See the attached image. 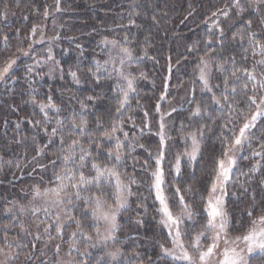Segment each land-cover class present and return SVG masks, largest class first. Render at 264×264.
I'll return each instance as SVG.
<instances>
[{"label": "trees", "instance_id": "1", "mask_svg": "<svg viewBox=\"0 0 264 264\" xmlns=\"http://www.w3.org/2000/svg\"><path fill=\"white\" fill-rule=\"evenodd\" d=\"M262 20L264 0H239L238 6L235 0H0V66L16 59L0 80V252L4 255L0 261L178 264L161 250V245L169 243L159 224V208L151 186L156 159L163 151L164 192L170 208L178 211L183 196L192 212V218L185 220L186 228L191 233L202 229L205 199L216 164L223 156L222 142L225 138L233 140L256 109L255 105L249 106L248 98L264 95L258 84L264 81V67L257 63L264 57L253 55L249 44L253 33L264 43ZM236 33L240 35L233 39ZM105 40L115 41L121 55L114 57ZM122 48L129 50L130 58ZM202 58L208 64L212 92L203 89L199 80ZM241 68L255 69L257 81H248L242 72L232 75L234 69ZM117 70L133 79L135 89L128 92L123 107L120 102L127 83ZM213 93L221 99L220 105L213 102ZM223 96L228 99L225 101ZM49 103L56 107L41 111L40 105ZM197 105L201 115L192 116ZM81 119L86 121L84 129L73 128L72 121L79 123ZM161 123L163 147L158 135ZM113 127L117 130L110 138L105 137L103 133L111 132ZM190 133H196L199 143L194 160L188 155L193 147ZM73 140L79 143L73 159L65 164L63 156ZM262 145L264 117H259L227 188L233 231L248 228L250 219L264 214ZM82 149L91 155H86L80 167ZM93 163L114 167L132 193L127 196L115 239L110 242L119 250L115 259L107 248L70 234L76 228L88 234L96 230L97 222L91 215L93 202L83 199L99 191L95 185L91 187L96 191H82L80 200L69 186L65 203L49 206L50 213H41V209L22 216L19 210L22 205L30 209L36 204L32 202L34 186H55L56 176L64 175L67 169L77 177L83 172L91 179L96 175ZM64 182L69 184L68 180ZM102 184L103 197L112 198V184ZM253 208L254 216L250 218L247 213ZM57 215L60 225L62 217L68 220L59 233ZM40 216L42 224L36 229ZM52 218L55 222L51 223ZM71 241L73 247L69 248ZM252 260L253 264H264V255Z\"/></svg>", "mask_w": 264, "mask_h": 264}, {"label": "snow or ice", "instance_id": "2", "mask_svg": "<svg viewBox=\"0 0 264 264\" xmlns=\"http://www.w3.org/2000/svg\"><path fill=\"white\" fill-rule=\"evenodd\" d=\"M59 3V0H57ZM235 4L239 5V0H235ZM243 11V9H241ZM6 11L4 15H6ZM47 15V12H45ZM223 15L227 16L228 13L224 12ZM264 23V20L261 21ZM248 25H251V21H247ZM36 29L33 28L32 32L35 34ZM221 34L223 31L221 30ZM237 35L240 33H236L233 36V39L236 38ZM241 40L244 37L240 36ZM5 41H7V36L4 37ZM105 44H111L113 47L116 46L115 41H104ZM249 44L250 47L253 48V55L259 54L260 56L264 57V43H261L259 40L255 38V33L251 34L249 37ZM258 49V52H257ZM19 51L23 52L24 55H28L26 51L20 49ZM50 51V50H49ZM121 51L127 56L131 57V53L127 48H122ZM247 51V49H245ZM52 59L51 55L48 57ZM110 61H106L105 63H109ZM16 63L15 59H11L7 62L6 66L3 69H0V80L4 79V77L9 73L12 69L13 65ZM260 66L264 67V59H261L257 62ZM121 66L124 64V60H120ZM201 65L198 66L199 68V80L203 83V89H206L208 92H212V88L209 86L208 82V75H207V67L208 64L203 58L201 59ZM221 70H223V66H221ZM31 71V68L29 69ZM97 71H99V64H97ZM119 71V74L123 80L127 83V91L123 93V99L121 100L120 104L123 107L124 103L127 102L128 99V92L135 91L133 86V79H130L128 76L124 75L123 71ZM237 72H242L245 74L246 79L248 81H257V77L255 75V69L249 70L247 68L241 69H234L232 75L235 77ZM73 78H76V73H71ZM264 75V73H262ZM239 78V77H237ZM259 88L264 90V81H259ZM228 81L227 78L225 79V88L227 90ZM248 87L247 84L244 85L246 89ZM255 90V88H254ZM232 92H235V88H232ZM164 97L162 96L161 99ZM89 99H92L89 97ZM223 99L226 101L228 99L227 96H223ZM249 99V106L255 105L256 112L247 119L243 126L239 130V135H235L233 140L228 141L227 138L222 142L224 144V151L222 153L223 158L218 161V171L216 173L214 182L211 185V190L209 192V196L206 202L205 212L208 217L207 224L205 225V231H202L194 236L191 239L190 243L185 244L184 242V235L182 233L180 225L184 222L180 215H174L172 209L169 207L168 200L164 195V174L161 168V161L164 158L163 151L160 152L159 157L156 159V170L152 173L154 178L153 188L155 189L156 200L159 202V209L158 211L161 214L160 223L164 225L165 228L169 230V236L171 237V243L173 247L171 249L164 247L161 245V250L163 253L172 258L174 262H178V264H212L213 257L217 256V249L220 248V243L223 241L225 247L220 251L219 256L216 260V264H249V260L252 254L257 255H264V214L254 216L255 209H251L248 211V217L250 219V225L246 230L245 234L241 236H236L234 239H229L228 228L230 226L229 220L227 217V213L224 208V196L227 194L225 185L231 178V173L236 165V159L234 155H230L233 153L234 150L241 146L243 141L247 139L246 132L251 127L255 126V122L259 117H264V96H260L257 98L256 95H253L248 98ZM51 100V98H49ZM212 100L217 105L221 104V99L216 97L213 93ZM46 107L55 108V104L49 103L48 105L41 104L40 108L43 111ZM175 111V109H174ZM201 109L200 106L197 105L195 110L192 112V116H200ZM73 128H79L81 130L84 129L86 126V121L81 119L79 123L75 120L72 121ZM160 132L158 133L160 137V144L163 147L165 144V136H164V124L161 123ZM117 129L115 127L112 128L111 132L105 131L103 135L105 137H111L112 133H114ZM56 134V129L52 130L51 135ZM125 137H127V133H124ZM192 139V151L188 153L191 159H195L196 154L199 151V143L197 141L196 133L189 134ZM64 141L61 139V144ZM79 143L78 140H73L72 143L68 146V154L63 156V160L65 164L71 161L75 154V146ZM121 144L119 141L116 145V160H120V153L119 148ZM264 148V145H262ZM42 151V150H41ZM82 154L80 155L79 159L81 161L80 167H83V161L86 158V155H91V153H85L84 150H81ZM111 155V152H109ZM253 155L260 156L262 155L261 152H254ZM55 163V162H53ZM92 168L95 170L96 175L89 179L84 175L83 172L77 175L71 169H67L64 175H57L56 181L58 183L55 184L53 187H45L41 188L39 185L33 187V200H43L45 204H49L52 207H59L65 203V197L69 196V193L66 189L70 186L74 189L73 195L77 200H80L81 192L86 191L88 186L95 185V187L99 190L92 196L83 197L86 201L94 202V207L91 209V215L95 221L103 220L105 223L109 224V228L107 229L108 236L105 238H113L112 233L116 230V215L120 211L121 208H124L127 204V196L132 195L130 190H128L126 185H123L120 179V174L113 168H101L98 164L93 163ZM179 158H177V167L176 171L179 173ZM115 178V207L113 208L112 205H109L106 199H102L105 195L103 192V184L102 180L111 182L110 178ZM65 180L69 181V184H65ZM134 182V181H133ZM264 183V181H262ZM179 191V189H177ZM219 191L221 195H215ZM127 193V195H125ZM180 206L182 212L187 216L190 220L192 218V212L188 209V206L184 203V197L180 196ZM71 199L69 198L68 203H71ZM105 207L109 209V211H105ZM41 209L33 208V213L39 212ZM23 211V209H21ZM45 213L48 212V208H43ZM264 212V210H262ZM77 227H80L81 222L79 220L76 221ZM56 224H57V232L61 231L60 225V217L57 215L56 217ZM23 230V228H22ZM47 231V229H46ZM97 235H100V230L96 228ZM174 232V234H173ZM208 233H212V235H208ZM75 235V233H73ZM88 239H92L91 236ZM210 241V243H206ZM240 244H243L244 247L241 248ZM3 251V249H0ZM117 252L110 253L113 259L116 258ZM246 253V254H245ZM0 264H5L4 261H0Z\"/></svg>", "mask_w": 264, "mask_h": 264}, {"label": "rangeland", "instance_id": "3", "mask_svg": "<svg viewBox=\"0 0 264 264\" xmlns=\"http://www.w3.org/2000/svg\"><path fill=\"white\" fill-rule=\"evenodd\" d=\"M109 45H111L110 43L108 44V46ZM107 49H109L110 50V52H111V54L115 57V56H117L118 54H119V50H118V48H116V47H113L112 45H111V47H106ZM121 55V53L119 54V56ZM108 57H109V55H107V59H108ZM11 59H15V58H11ZM11 59H9L7 62H9ZM16 60V59H15ZM7 62L4 64V65H2V66H0V69H3L5 66H6V64H7ZM14 66V65H13ZM264 96V95H263ZM256 112V109L253 111V113H252V115L254 114ZM251 115V116H252ZM250 116V117H251ZM250 117L249 118H247V119H250ZM246 119V120H247ZM245 120V121H246ZM245 121L243 122V124L245 123ZM257 121V120H256ZM256 123V122H255ZM243 124L240 126V128L243 126ZM240 128L238 129V131H237V134L236 135H239V130H240ZM252 129V127L249 129V130H247V132H246V136H247V139H245L244 141H243V143H242V145L241 146H238L235 150H234V152L233 153H230V155H234L235 156V159H236V165L234 166V168H233V170H232V173H231V178H230V180L227 182V184L225 185V189H226V193L228 192V185L230 184V182H231V180H232V176H233V172H234V170L236 169V167H237V163H238V161H239V157L241 156V154L243 153V145L245 144V143H247L248 142V139H249V132H250V130ZM222 158H223V156H222ZM220 160V159H219ZM218 160V161H219ZM161 166V165H160ZM101 167V166H100ZM106 166H102L101 168H105ZM162 168V167H161ZM156 170V167H155V169L153 170V172ZM219 169H218V162H217V164H216V171H215V175H214V178L212 179V182H211V185H212V183L214 182V179H215V176H216V173H217V171H218ZM94 177V176H93ZM92 177V178H93ZM120 179H121V176H120ZM110 180H111V184H112V189H113V191H114V193H115V178L113 177V178H110ZM102 181H104V180H102ZM105 182V181H104ZM107 182V181H106ZM121 182H122V184L123 185H126L127 186V184L124 182V181H122L121 180ZM153 183H154V178H153V176H152V179H151V186H152V192H153V196H154V199H155V201L157 202V205H158V208L160 207V205H159V202L156 200V194H155V189L153 188ZM211 185H210V188H209V191H208V194H207V196H206V199H205V208H206V202H207V199H208V196H209V192H210V190H211ZM163 189H164V184H163ZM87 190H89V191H91L92 193H93V191H96L95 189H93L92 187H91V185L90 186H88V188H87ZM125 195H127V193H125ZM164 195L166 196V194H165V192H164ZM215 195H221V193L219 192V191H217V193L215 194ZM88 195H85V197H87ZM114 198H115V194H114V196L112 197V198H108V199H106L107 200V202H108V204L109 205H112V207L114 208L115 207V200H114ZM166 198H167V196H166ZM102 199H105V197H102ZM168 200V199H167ZM227 200H228V195L226 194L225 196H224V208H225V211H226V213H227V217H228V205H227ZM32 202H36V204H34V205H31V207H30V209H28V208H25L24 207V205H22V206H20V212H21V214H22V216H24V215H26L27 213L28 214H32V209L33 208H39V209H42L41 210V213H44L45 211H43V208H48L50 205L49 204H45V202L43 201V200H33ZM95 205H94V202L92 203V207H91V209L94 207ZM170 207V206H169ZM21 209H23V211H21ZM172 209V208H171ZM188 209H189V207H188ZM105 211H109V209L107 208V207H105V209H104ZM124 210V208H121L120 209V211L117 213V215H116V225H118V220H119V215H120V213H121V211H123ZM172 211H173V214L174 215H180L181 217H182V219H183V223L180 225V228H181V231H182V233H185V235H184V237H183V239H184V242H185V244H188V243H190V241H191V239L192 238H194V236L196 235V234H198V233H200V232H202V231H205V225L207 224V220H208V217H207V215H206V213H205V215H206V221H205V225H204V227L202 228V229H198L197 231H195L194 233H191V232H189L188 231V228H186V219H187V216L182 212V210H181V206H180V209L178 210V211H174L173 209H172ZM40 212V211H39ZM48 213H50V212H48ZM160 220H161V214H160V212H159V224L161 225V227L163 228V230L165 231V233H166V235H167V237H168V243L169 244H164L163 246L164 247H166V248H169V249H171L172 247H173V245H172V243H171V237L169 236V230L167 229V228H165L164 227V225H162L161 223H160ZM228 220H229V217H228ZM67 218H63L62 217V222H61V229H62V227H64V225H66V223H67ZM52 222H55V219L54 218H52V221H51V223ZM97 222V221H96ZM40 223L42 224V221H41V216H40V219L38 220V221H36V223H35V228L36 229H39L40 228ZM48 223V222H47ZM48 224H50V223H48ZM97 226H96V228L98 227L99 228V230H100V235H97V232H96V230L94 231V232H92L91 233V231H90V234H88V233H86V232H84L83 230L81 231L80 229H75V231H73V232H70V234L72 233H75V234H77V236H78V239L79 238H83V239H85V240H87V241H89V242H91L92 243V245L93 246H98V247H104L105 249L107 248V250L108 251H112V253H114V252H117V250L116 249H114L111 245H110V242L111 241H113V238H105L106 236H108V232H107V229L110 227L109 226V224H107V223H105L103 220H100V221H98L97 223ZM229 224H230V221H229ZM45 228H47V229H49V226L47 225V226H45ZM248 228H246V229H242V230H238V231H233V230H231L230 229V226H229V228H228V234H229V239H234L236 236H241V235H243V234H245V232H246V230H247ZM114 233H115V231L112 233V237H114V239H115V236H114ZM173 234H174V232H173ZM208 235H212V233H208ZM89 236H91L92 237V239H88V237ZM72 242V241H71ZM206 243H210V241H207ZM73 247V242L72 243H70V247L69 248H72ZM225 247V245H224V243H223V241H221V243H220V248L219 249H217V256L216 257H213V259H212V264H216V260H217V258H218V256H219V253H220V251L223 249ZM240 247L241 248H243L244 247V245L243 244H240ZM162 254L165 256V257H167L168 259H170V260H172V258L171 257H169V256H167V255H165L164 253H163V251H162ZM246 254V253H245ZM257 254H252V256H251V258H250V260H249V264H253V260H252V258L254 257V256H256ZM113 258V257H112ZM4 259V255L0 252V260H3Z\"/></svg>", "mask_w": 264, "mask_h": 264}]
</instances>
